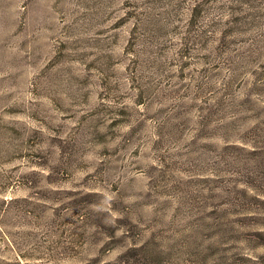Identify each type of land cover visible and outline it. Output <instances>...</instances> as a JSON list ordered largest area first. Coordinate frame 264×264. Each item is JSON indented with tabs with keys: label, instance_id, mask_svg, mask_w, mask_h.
<instances>
[{
	"label": "rangeland",
	"instance_id": "rangeland-1",
	"mask_svg": "<svg viewBox=\"0 0 264 264\" xmlns=\"http://www.w3.org/2000/svg\"><path fill=\"white\" fill-rule=\"evenodd\" d=\"M0 264H264V0H0Z\"/></svg>",
	"mask_w": 264,
	"mask_h": 264
}]
</instances>
